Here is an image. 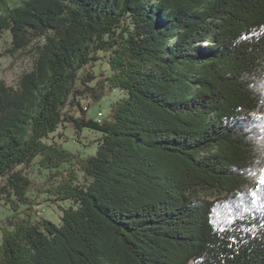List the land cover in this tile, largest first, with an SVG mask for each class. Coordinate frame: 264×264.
<instances>
[{"label": "trees", "instance_id": "16d2710c", "mask_svg": "<svg viewBox=\"0 0 264 264\" xmlns=\"http://www.w3.org/2000/svg\"><path fill=\"white\" fill-rule=\"evenodd\" d=\"M4 33L0 264H264V0H0Z\"/></svg>", "mask_w": 264, "mask_h": 264}, {"label": "rangeland", "instance_id": "374dc122", "mask_svg": "<svg viewBox=\"0 0 264 264\" xmlns=\"http://www.w3.org/2000/svg\"><path fill=\"white\" fill-rule=\"evenodd\" d=\"M11 37L8 33L2 35L0 40V79L3 80L7 85L16 87L17 82L22 74L31 69V64L34 56L33 48H28L23 51H18L12 53ZM105 65H97L95 71L106 70ZM120 96L118 91H112L107 94L99 103H96L89 107L87 111V116L89 118L95 119L98 117V113L101 112L102 116L108 111L109 104L115 101ZM100 119L102 117H99ZM68 140L62 143L63 147L67 150L75 152L79 150L84 153L85 156H90L94 154V148L99 135L84 131L81 143H76L73 139L72 134L68 131L66 132ZM70 206L69 202H61L58 204H52L46 202L42 197L38 200V205L33 207L32 219L33 221H38L41 218L48 220L54 224H59L60 217L62 215V210ZM10 212L7 209H0V227L4 226V220ZM1 241V233H0Z\"/></svg>", "mask_w": 264, "mask_h": 264}, {"label": "built area", "instance_id": "2783aa9c", "mask_svg": "<svg viewBox=\"0 0 264 264\" xmlns=\"http://www.w3.org/2000/svg\"><path fill=\"white\" fill-rule=\"evenodd\" d=\"M99 117H102V113L101 112L98 113V117H96V119L99 120L100 119Z\"/></svg>", "mask_w": 264, "mask_h": 264}]
</instances>
